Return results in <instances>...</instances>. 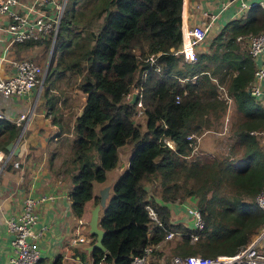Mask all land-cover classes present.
Returning <instances> with one entry per match:
<instances>
[{
	"label": "trees",
	"instance_id": "16d2710c",
	"mask_svg": "<svg viewBox=\"0 0 264 264\" xmlns=\"http://www.w3.org/2000/svg\"><path fill=\"white\" fill-rule=\"evenodd\" d=\"M181 1L85 0L83 12H75L72 0L65 2L54 40L58 56L43 81L55 70L59 75L68 71L84 96L71 130L66 129L71 132L68 154L57 170L70 181L75 218L82 217L86 202L98 203L92 184L103 183L117 165V149L128 145L131 151L99 211L105 251H89L90 264H129L146 246H157L149 264H170L173 256H232L263 222L253 200L264 184V151L257 135L264 132V109L248 90L254 63L235 40L259 33L263 12L251 7L243 18L226 23L208 53L187 62L176 53ZM80 15L86 18L83 30L74 33L71 25ZM99 18L101 24L93 30ZM66 53L67 62L62 60ZM55 101L52 95L46 98L53 125L54 114L60 116ZM137 102L142 123L134 121ZM224 120L223 151L195 158L196 138L218 133ZM17 132L0 119L1 152ZM149 185L157 188L149 192ZM173 203L194 206L201 228H188L186 211L185 224L172 222ZM145 207L154 211L158 225ZM168 232L173 236L164 241ZM93 242L89 235L88 246ZM167 249L169 257L160 263Z\"/></svg>",
	"mask_w": 264,
	"mask_h": 264
},
{
	"label": "crops",
	"instance_id": "0c3cea01",
	"mask_svg": "<svg viewBox=\"0 0 264 264\" xmlns=\"http://www.w3.org/2000/svg\"><path fill=\"white\" fill-rule=\"evenodd\" d=\"M222 1L224 0L181 1L180 25L190 27L200 22H206L207 18L204 14L213 13L218 16L208 30L205 39L193 48L194 55L208 53L213 38L219 33L222 26L234 20L232 15L236 4L221 10L219 3ZM47 9L48 5L44 7L46 13H48ZM81 11H84L83 8ZM246 11L243 17L247 13ZM7 22L5 17L0 19V78L6 77L11 72L10 61L21 58H31L39 66L50 67L48 61L43 58L45 42L41 44L10 43V37L4 31ZM100 24L101 18L96 20L94 26L98 27ZM238 47L240 50L247 48L242 42L238 43ZM55 71L51 72L45 87H42L43 84L36 86L27 96L0 98L2 120L8 121L18 129L16 137L8 142L12 143L10 149H6L7 143L6 151H0V264H6L12 254L9 244L11 235L6 229V221L20 211L22 201L28 195L50 197L35 209L36 223L33 230L40 232L37 239L39 252L37 264H81V258L88 256L89 238H85L82 229L87 224L92 201L86 202L82 217L75 218L70 212L68 198L70 181L66 178L65 173L60 174L61 172L57 171L62 169V167L60 168L62 159L68 154V140L65 138L69 139L71 132L66 129L71 130L72 121L79 114L83 102L80 106L72 108L68 97L67 99L63 97V87L56 83L59 79L68 76V71L60 72L61 75L57 73L58 70ZM44 89L47 91V96ZM74 92L78 91L74 89ZM260 92L261 95L257 101L264 109V80L260 84ZM49 95L55 97V107L60 111L59 117L54 114L55 125L50 122V116L46 114V98ZM74 96L73 94L72 98ZM82 99L84 100V96ZM62 101H64V106L60 104ZM70 113L71 119L65 120V117ZM20 116L24 117L19 120ZM1 138L2 134L0 133V140ZM209 138L202 135L196 139L199 148L205 151L209 149L212 144ZM258 141L264 151V136H258ZM58 144H63L61 147H65L66 154L56 147ZM16 148L17 150H15ZM13 162L18 164L17 169L11 166ZM126 163L127 160L117 168L118 174L126 166ZM106 179L107 175L96 191L103 186H111L110 182L114 178H111L108 183ZM92 194L94 193L92 192ZM187 202L193 204L195 201L189 199ZM169 209L172 213V222L186 223L185 205L173 203L169 205ZM78 220L82 222L80 227H83L77 231ZM77 236L82 237L83 241L72 242Z\"/></svg>",
	"mask_w": 264,
	"mask_h": 264
},
{
	"label": "built area",
	"instance_id": "2783aa9c",
	"mask_svg": "<svg viewBox=\"0 0 264 264\" xmlns=\"http://www.w3.org/2000/svg\"><path fill=\"white\" fill-rule=\"evenodd\" d=\"M66 0H0V19L5 17L7 24L4 31L10 37V43L22 44L30 42L33 44L50 42L55 40L60 18L63 13ZM236 4L232 18L234 20L243 18L244 12L251 7H258L264 15V0H224L219 3V8L226 9L229 5ZM48 5V13L44 7ZM206 22L187 27L180 25L181 41L176 51L182 59L192 62L195 59L193 48L201 43L217 20L216 14H204ZM1 26V23H0ZM235 40L246 45V52L254 63V71L248 90L256 99H259L260 84L264 80V23L259 33L245 36H238ZM149 63L153 59L148 58ZM11 72L4 78H0V98L24 97L30 91L42 84L44 70L29 58H21L9 62ZM129 97L128 95L126 96ZM258 102V101H257ZM139 106L140 103L137 102ZM24 116H20L21 120ZM3 116L0 114V119ZM264 136V132L257 134ZM193 136H188L187 139ZM14 169L18 164L13 162ZM50 197L45 195L26 196L21 204L20 211L6 221V229L11 235L9 242L12 254L6 264H37L39 252L37 239L40 232H35L33 226L36 223L35 209ZM254 203L263 214L261 226L254 232L246 245L240 248L232 256H216L206 258L199 255L173 256L170 264H264V184L254 197ZM148 218L158 225L154 211L145 207ZM186 214L190 216L195 229L202 226L198 210L190 205H185ZM82 222L78 220L76 230ZM76 231V232H77ZM173 233L168 232L163 240H169ZM194 235L190 241H195ZM83 239L77 236L72 242H82ZM157 248V246L155 247ZM154 247L146 246L139 255L131 256L129 264H149L150 254ZM87 264V263H84Z\"/></svg>",
	"mask_w": 264,
	"mask_h": 264
},
{
	"label": "rangeland",
	"instance_id": "374dc122",
	"mask_svg": "<svg viewBox=\"0 0 264 264\" xmlns=\"http://www.w3.org/2000/svg\"><path fill=\"white\" fill-rule=\"evenodd\" d=\"M72 1L74 2V10H75V12L77 10L81 11L82 8L84 10L85 4H83V3H85V0H83V1L72 0ZM69 2H70V0H69ZM69 2H68V4H69ZM85 19H86L85 16L83 17L82 15L77 16V17L75 16L74 23L71 25L72 31H74V33H77V32L81 33V31L83 30V25H84ZM91 28L93 30H95V26L94 25ZM86 30H90V29H86ZM43 55H44L43 58L46 61H48V64H50L51 66L54 65L55 58H56V56H58V51L54 52V41L51 44H50V42H45V52L43 53ZM29 59L32 60L31 58H29ZM69 59L70 58H69L67 53L64 54V56H62V60L66 61V62L69 61ZM32 61H34V60H32ZM40 67L42 68V70H44V73H43V76H42V82H43L42 83L43 84L42 87H45L47 85V81L48 80H45V81H43V80H44V77L46 76V74H47V72L49 70V67L48 68H46L45 66H40ZM56 83L58 85H60V87H63V91H64V96L63 97L65 99H67V97H68L69 102L72 105V108L73 107H78V106L81 105V103L83 102V99H82L83 95L78 93V92H74L75 80H74L73 76H69V75L65 76V77L59 79L58 82H56ZM73 94L75 96L72 98ZM125 98L127 99V97H125ZM65 103H66V101H65ZM136 107H137V113L134 116V121L138 122V123H142L143 122V116L139 113V108H138L137 103H136ZM71 116L72 115L70 113L69 115H67L65 117V120L69 121L71 119ZM225 123H226L225 120L221 123V125L218 128V133L217 132H207V133H203L202 134V135H204L205 138H209L210 137L209 141H211V143H212L211 146L209 147V149H206V151L201 149V148H199V145L197 144V141H196L195 149H194V152H193V156H195V158L204 157L203 155H207L208 153H211L212 155H216L217 153L223 151L224 144L227 141L224 138V136L222 134H220V133H222L223 127H225ZM198 138H196V139H198ZM62 143H64V142H62ZM61 145H63V144H60V145L58 144V145H56V147H59L61 149V151L63 152L65 147L62 148ZM130 152L131 151H130V148L128 147V145H123L122 147H119L117 149L119 160H118V163L115 166V168L113 170H111L110 172H108V174H106L107 175V179H106L107 183L110 182L111 178H114V179H113V181L110 182V184L115 181V177L114 176H117V174H118L117 168H119L123 163H125V160H127L129 155H130ZM64 153L66 154V151H64ZM97 187H99V183H93L92 184V192L94 194H96L100 190L99 189L98 191H96ZM146 188H147V190L149 192H151L154 188H157V186L156 185H149ZM92 206H93V204H92ZM92 206H91V208H92ZM82 227L83 226L80 227V230L82 229ZM87 228H88L87 225H85L84 229H82V234L85 235V238L88 239L89 235L87 234L88 233ZM188 228L194 229L192 221L188 222ZM167 257H169L168 249H167V251L166 250L162 251V256L159 258V260H161L160 263L165 261V259ZM80 261H81V264H83V262H85L87 264L91 263V259H90L89 255L87 257H84Z\"/></svg>",
	"mask_w": 264,
	"mask_h": 264
},
{
	"label": "water",
	"instance_id": "95a60500",
	"mask_svg": "<svg viewBox=\"0 0 264 264\" xmlns=\"http://www.w3.org/2000/svg\"><path fill=\"white\" fill-rule=\"evenodd\" d=\"M135 100H136V94L132 93L129 102L133 104L135 103ZM11 146L12 143H8L6 145V149L9 150ZM15 150H17V148ZM108 193H109L108 186H103L102 188H100V190L98 191V203L94 205L89 211V217L87 221L88 234L94 237V242L91 245L87 246L88 252L91 251L92 249H98L101 252L105 251V248L102 245V238L104 236V232L97 226V222H98L99 211L102 207H104L106 198L108 197Z\"/></svg>",
	"mask_w": 264,
	"mask_h": 264
}]
</instances>
